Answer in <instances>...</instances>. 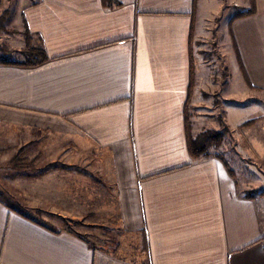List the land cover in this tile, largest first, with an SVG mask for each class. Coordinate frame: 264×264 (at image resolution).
<instances>
[{"label":"crops","instance_id":"0c3cea01","mask_svg":"<svg viewBox=\"0 0 264 264\" xmlns=\"http://www.w3.org/2000/svg\"><path fill=\"white\" fill-rule=\"evenodd\" d=\"M11 1L0 13L46 58L0 59V264H140L124 256L140 232L150 264H264V196L241 195L220 159L187 146L186 116L193 135L227 126L243 150L215 14L195 27L197 0ZM254 8L227 32L250 92L264 93V0ZM20 149L33 163L18 171ZM28 211L120 234L95 244Z\"/></svg>","mask_w":264,"mask_h":264},{"label":"rangeland","instance_id":"374dc122","mask_svg":"<svg viewBox=\"0 0 264 264\" xmlns=\"http://www.w3.org/2000/svg\"><path fill=\"white\" fill-rule=\"evenodd\" d=\"M6 3V2H5ZM20 0L11 1V9L15 10L18 7ZM234 3H237L239 7H235ZM248 5V0H197V10H196V22L195 27L200 23L199 20L206 13H213L215 21L218 23L219 27V40L221 42L222 48L224 50L225 58L223 59V64L221 68V63H218V74L219 80L222 81L224 78L221 73H227L228 77L225 79L226 91L234 92L235 95H239L242 103V110L240 113L241 118V147L243 150H231L233 143L237 139H233L232 133L226 126L224 132L221 135L220 143L218 148L210 147L209 157H216L219 155L221 162L224 164L226 169H231L232 174L230 175L235 179L238 186V192L241 195H247V193H254L253 198H259L264 196V147L262 149H257L256 151L249 150L247 144L250 141L264 143V93L262 92H250L247 87L246 79L244 73L241 70L240 64L237 60L236 54L232 49L230 34L227 32L228 18L232 13L239 9H244ZM221 8L220 11H218ZM2 9H4L2 7ZM3 11L0 13V15ZM13 13V12H12ZM218 17V19H217ZM10 18V17H9ZM2 22L3 27L0 28V59L9 61H25L28 59V50L30 45L38 44L37 38L33 37L31 43L27 40L26 31L24 30L23 24H15L13 17ZM7 19V21H6ZM207 43L204 48L208 49L206 56L207 60L212 61L216 59L215 49L212 52V42L211 39H207ZM215 56H213V54ZM220 99V98H219ZM214 106V114H217L218 106L215 105V101L212 102ZM220 105V103H218ZM256 105V107L248 105ZM216 106V107H215ZM221 109L223 105H220ZM210 122V120H209ZM246 122H252L249 126H242ZM257 127V133L255 128H252L250 132L246 130L249 127ZM250 153V154H249ZM19 154L20 157L26 158L24 156L23 150H18L15 155ZM14 155V156H15ZM229 172V171H228ZM8 178V167L0 164V183L1 185ZM8 183L5 182V185ZM30 216L35 218H40L45 220V222L54 229L67 230L74 232L75 234L81 235L90 242L95 244H102V241L106 239L117 238L120 234L119 230L108 229L103 226H91L84 221L63 218L56 215L43 214L39 211H28ZM146 234H144L145 240Z\"/></svg>","mask_w":264,"mask_h":264},{"label":"trees","instance_id":"16d2710c","mask_svg":"<svg viewBox=\"0 0 264 264\" xmlns=\"http://www.w3.org/2000/svg\"><path fill=\"white\" fill-rule=\"evenodd\" d=\"M250 1H251V6L244 11H238V12L234 13L231 17V20L233 18H236L239 16H245V15H248V14L254 12V9H255L254 8V0H250ZM7 15H8V11H3V13L0 15V28L3 27L2 22L5 20ZM45 58H46L45 53L42 49L31 46L30 49L28 50V60H25L21 64L36 65V64L41 63ZM238 61H239L241 70L244 73V76H246L245 72H244L243 65H242L239 57H238ZM2 62H4V61L2 60ZM250 124H252V122H246L242 126H249ZM221 135H222V132L213 131V130H207V131H203L197 135H193L190 132L189 122H188V119L186 116V139H187L188 150H189V153H190V156L192 157V159L209 157L211 155L209 152V148L210 147L217 148L219 146L220 140H221ZM216 157L218 159L222 158L219 155H216ZM32 163H33L32 160H29L27 158H22V157H20L19 154L13 156L10 159V166L13 169L18 170V171L28 169ZM228 171L231 175H233L231 169H228ZM246 197L247 198H253L254 193L249 192V193H247ZM261 241H262V244L264 247V238H262ZM118 243H117V246H118ZM130 243H131V245L129 247L130 251H129V253H124V256H127L129 258L128 260H130L131 262H134V263L135 262L139 263L138 261H136V258H138L140 260V264H150V257L148 254L147 242H146L145 238L143 237L142 233L141 232L139 233L138 240L134 239Z\"/></svg>","mask_w":264,"mask_h":264}]
</instances>
